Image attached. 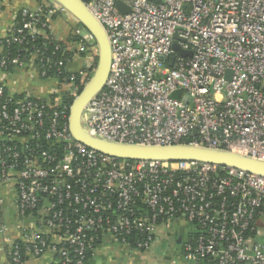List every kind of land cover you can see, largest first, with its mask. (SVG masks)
<instances>
[{
	"label": "built area",
	"instance_id": "2783aa9c",
	"mask_svg": "<svg viewBox=\"0 0 264 264\" xmlns=\"http://www.w3.org/2000/svg\"><path fill=\"white\" fill-rule=\"evenodd\" d=\"M83 1L112 49L106 84L82 115L92 135L264 160V0ZM65 14L48 0L23 7L0 39L4 47L42 37L31 57L42 78L58 81L60 100L15 98L0 83V188L15 190L27 222L16 241L2 228L11 261L51 252V264H86L101 237L145 250L160 225L186 221L197 230L183 242L180 264H264V176L200 161L119 158L74 138L70 107L97 68L99 46L79 24L70 58L46 55L53 16ZM77 60L81 66L68 71ZM27 61L4 55L0 69Z\"/></svg>",
	"mask_w": 264,
	"mask_h": 264
},
{
	"label": "crops",
	"instance_id": "0c3cea01",
	"mask_svg": "<svg viewBox=\"0 0 264 264\" xmlns=\"http://www.w3.org/2000/svg\"><path fill=\"white\" fill-rule=\"evenodd\" d=\"M42 0H2L0 4V39L5 38L13 32L17 17L23 7L37 9ZM49 3H57L54 0H48ZM58 4V3H57ZM80 24L71 14H65L53 18L51 21V33L58 41L67 46L72 43L73 28ZM4 52V47L0 45V56ZM81 60H77L68 65V71H76L81 66ZM53 82V83H52ZM0 83H4L10 94L29 93L35 98L51 101L55 96V89L58 87V81L55 79H44L40 73V67L31 57L24 68H15L10 71L0 69ZM58 98V96H57ZM55 98V102L60 100ZM27 224L26 220L20 215L16 202L15 190L11 187L4 186L0 188V264H14L9 256V244L4 241L2 228L7 227L4 233L5 237L11 240H20L22 238L21 226ZM174 223L169 225H160L158 237L152 243L149 249L136 250L130 245L120 243L113 239L112 236H105L97 245L95 250L88 258L87 264H180V254L183 242L175 245L170 244L166 247L167 235ZM180 222L179 224H181ZM179 225V226H180ZM182 227V226H180ZM178 227V228H180ZM178 236L185 234L184 230H178ZM177 233V232H176ZM180 251V252H179ZM138 257H141L139 260ZM55 260V255L46 252L41 256H26L22 264H51Z\"/></svg>",
	"mask_w": 264,
	"mask_h": 264
},
{
	"label": "water",
	"instance_id": "95a60500",
	"mask_svg": "<svg viewBox=\"0 0 264 264\" xmlns=\"http://www.w3.org/2000/svg\"><path fill=\"white\" fill-rule=\"evenodd\" d=\"M66 8L80 24L96 39L99 46L97 68L70 107V131L74 138L98 152L125 159H159L167 161H200L231 166L247 172L264 176V160L233 151L190 145L185 143L156 145L138 143H120L92 135L82 121L83 111L87 104L104 88L110 74L112 49L107 32L103 25L89 10L83 0H54ZM121 6V3H118ZM127 12V11H124ZM180 51L177 44L174 45ZM181 52V51H180ZM187 55V52H181ZM190 54V53H189ZM174 58H171L170 65ZM177 96V94H176ZM188 101V97L185 99Z\"/></svg>",
	"mask_w": 264,
	"mask_h": 264
},
{
	"label": "trees",
	"instance_id": "16d2710c",
	"mask_svg": "<svg viewBox=\"0 0 264 264\" xmlns=\"http://www.w3.org/2000/svg\"><path fill=\"white\" fill-rule=\"evenodd\" d=\"M56 17H57V15L53 16V18H56ZM18 18H17V20H18ZM17 20H16V22H17ZM47 32L50 33V30H47ZM43 41L44 40L42 39V37H38V38H36V40L27 39L23 43L16 42V41L7 42L6 40H4V52L1 54L0 60H1L2 56H4V55L14 56V55H18V54L20 56H22L23 58L29 59L31 57V53L34 52V50L37 47L41 46ZM72 41L74 42L75 40L72 39ZM58 46H59V49H56V47H58ZM67 47L68 46L66 44H64L61 41L56 40L54 38V36L51 35L50 44H49V47L47 49H45V51H46L45 53H46V55H48L53 60L61 59V60L65 61L66 58H70V55L73 54V52H71V53L66 52ZM65 65H66V63H65ZM12 69H14V67H9V69L7 71H10ZM62 75L63 76L67 75L66 67L63 68V74ZM47 77H49V78L55 77V72L53 71V69H51L49 71V76H47ZM43 78L46 79L45 77H43ZM23 96H24V94H16L15 98H20ZM55 98H56V95L53 97L52 101H55L54 100ZM63 100L68 101V102L70 101L72 103V99H67L66 96L63 97ZM103 239H104V237H101L100 241L95 243L94 246L91 249H89L88 254H87L86 264H87L88 258L91 255V253L95 250L97 245ZM129 245L132 249L143 250V248L137 247V245L134 242L129 243ZM25 260H26V256L23 257L22 263H24Z\"/></svg>",
	"mask_w": 264,
	"mask_h": 264
},
{
	"label": "rangeland",
	"instance_id": "374dc122",
	"mask_svg": "<svg viewBox=\"0 0 264 264\" xmlns=\"http://www.w3.org/2000/svg\"><path fill=\"white\" fill-rule=\"evenodd\" d=\"M79 24H77L76 26H78ZM76 26H74V28H73V32H74V29H75V27ZM15 69V68H14ZM53 83V82H52ZM173 222H176V223H174L175 225H174V227H172V229H170L169 230V232H168V235H167V241H165V243H166V247H168L170 244H172V245H175V246H177L176 244L178 243L179 244V242H182L183 240H184V237L187 235H189V233H191V232H195L196 230H197V227L195 226V225H193V224H189L188 222H186V221H181L182 223V225H180L179 224V222H177V221H173ZM182 226V227H180V226ZM178 227H180V228H178ZM178 230H184L185 231V234L183 235V236H178L177 234H179L178 232ZM177 232V233H176ZM180 252V251H179ZM180 253H176V255L178 256ZM138 259L140 260L141 259V257H138Z\"/></svg>",
	"mask_w": 264,
	"mask_h": 264
}]
</instances>
